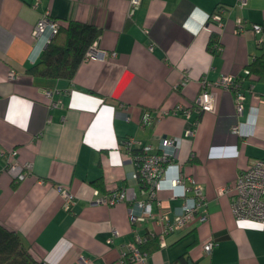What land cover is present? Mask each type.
I'll use <instances>...</instances> for the list:
<instances>
[{
	"label": "crops",
	"instance_id": "1",
	"mask_svg": "<svg viewBox=\"0 0 264 264\" xmlns=\"http://www.w3.org/2000/svg\"><path fill=\"white\" fill-rule=\"evenodd\" d=\"M238 1L140 0L130 15L128 0H0V169L8 162L2 154L12 149L16 161L32 163L19 182L1 173L0 224L16 231L43 264H81L82 256L90 264H174L181 256L187 264H264V226L237 220L230 196L219 192L264 159V77L244 73L264 49V0L243 7ZM46 9L59 23L101 28L95 43L106 59H83L70 79L30 73L42 52L34 27ZM218 10L222 28L207 17ZM223 75L238 79L243 112L236 110L235 92L222 86L211 88L213 111L200 112L195 100L203 80ZM191 127L193 136L186 133ZM173 136L182 138L174 163L202 187L208 216L197 212L188 226L168 233L147 220L139 233L152 230L158 246L144 261L124 263L135 237L130 209L143 196L123 141L159 148ZM175 175L169 165L153 204L170 219L184 202L174 195L183 189L172 188ZM59 187L73 193L70 209ZM124 187L134 191L131 200L95 202Z\"/></svg>",
	"mask_w": 264,
	"mask_h": 264
},
{
	"label": "built area",
	"instance_id": "2",
	"mask_svg": "<svg viewBox=\"0 0 264 264\" xmlns=\"http://www.w3.org/2000/svg\"><path fill=\"white\" fill-rule=\"evenodd\" d=\"M130 2L129 14L132 15L135 7L139 5L140 0H128ZM248 0H239L238 4L243 7ZM36 1L33 6L38 5ZM209 21L216 22L219 27L224 25V17L220 10L207 16ZM241 24V23H240ZM242 26V25H241ZM60 28L59 21L52 17L50 10L46 9L34 27V38L38 43L39 49L42 51L44 47L51 41L52 37ZM256 32L262 30L260 24H253ZM42 41L41 43H39ZM218 43L216 47H218ZM221 49V48H219ZM107 52L100 49L97 43H93L87 50L84 59H106ZM113 54V53H112ZM245 74H250L248 69H245ZM10 77H14V72H10ZM222 86L235 92L236 110L239 114L243 112L245 94L240 90L239 82L232 75H223L214 82L203 80L201 91L195 100V106L200 112L213 111L215 108V93L211 90L212 87ZM52 90H47L46 95L51 96ZM52 106H58V102L52 101ZM183 113L190 115L191 111L186 109ZM238 128L233 127V132H237ZM187 135L193 136L195 129L193 127L186 130ZM181 137H164L161 140L160 147L155 148L152 144H141L138 140L129 137L123 141L125 152L135 161L136 170L134 178L140 181V188L143 198L135 200L130 209V220L133 224L134 240L130 245L129 251L123 256L122 261H144L146 255L142 254L140 244L146 241V236L139 233L138 227L149 219H154L162 225L163 233H168L178 228L188 226L195 218L197 212L202 213V218L208 216V202L200 187L192 176H186L181 165L174 163L175 153L178 150ZM16 150L12 149L6 154L3 153L8 160L6 166L0 169V175L3 171L8 172L14 182H19L25 179L32 172V163H20L15 160ZM171 165L176 167V175L171 178V186L176 189L182 186L180 192H175L174 195H181L184 198L183 204L174 212L173 219L161 213H155L153 204L157 201L158 187L163 178L167 167ZM188 183V185H187ZM60 188V187H59ZM64 197V207L70 209L74 202V195L67 188H60ZM193 192L192 196L188 195V191ZM220 193H225L230 196L231 207L234 216L237 220H253L261 223L264 226V159L254 161L248 169L239 173L234 183L222 184L219 187ZM135 196L132 189L124 187L121 189H113L104 197L96 200V203L104 205H112L118 202L131 200ZM154 235L155 233L151 230ZM161 232V234H163ZM214 246L213 242L205 245V251L209 253ZM81 264H90L91 259L82 256Z\"/></svg>",
	"mask_w": 264,
	"mask_h": 264
},
{
	"label": "trees",
	"instance_id": "3",
	"mask_svg": "<svg viewBox=\"0 0 264 264\" xmlns=\"http://www.w3.org/2000/svg\"><path fill=\"white\" fill-rule=\"evenodd\" d=\"M100 33L101 28L92 23L77 20H70L67 25L60 23L58 32L28 71L46 77L72 78L87 50L97 41ZM215 41L216 39H212L210 47ZM248 70L254 79L264 77V49L248 65ZM152 234L148 231L146 241L140 244V250L146 256L158 246V237ZM186 261L187 258L181 256L174 264H187ZM128 262L132 261L126 263ZM0 264H43V262L33 255L16 231L0 224Z\"/></svg>",
	"mask_w": 264,
	"mask_h": 264
},
{
	"label": "water",
	"instance_id": "4",
	"mask_svg": "<svg viewBox=\"0 0 264 264\" xmlns=\"http://www.w3.org/2000/svg\"><path fill=\"white\" fill-rule=\"evenodd\" d=\"M45 48V47H44Z\"/></svg>",
	"mask_w": 264,
	"mask_h": 264
}]
</instances>
